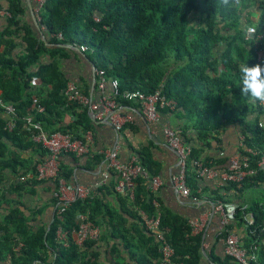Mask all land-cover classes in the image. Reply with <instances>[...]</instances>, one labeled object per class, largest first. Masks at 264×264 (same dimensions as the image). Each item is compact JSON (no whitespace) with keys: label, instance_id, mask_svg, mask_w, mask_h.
<instances>
[{"label":"trees","instance_id":"16d2710c","mask_svg":"<svg viewBox=\"0 0 264 264\" xmlns=\"http://www.w3.org/2000/svg\"><path fill=\"white\" fill-rule=\"evenodd\" d=\"M0 9L8 12L4 15L7 26L0 32V45L4 44L0 51V100L12 103L17 113L14 128L5 130V118L0 107L1 188L6 180L5 173L14 178L27 170L34 174L35 165L46 154L30 139L31 132L22 116L31 114L44 130L66 132L76 138L82 137L91 125L87 108L75 101H66L63 96L66 82L54 61L39 62L43 53L52 55L53 50L47 49L28 26H18L25 11L22 1L7 0V5ZM35 18L38 26H42L47 42L85 45L84 51L91 56L94 67L102 68L106 76L116 78L119 91L150 94L159 90L165 98L172 99V109L177 108L185 115L197 140L208 144V138L233 123L240 127L245 147L264 152V133L256 125L259 116L264 115V109L258 101L253 102L240 94L238 70L244 62L249 66L256 63L264 65V56L259 59L256 56L257 34H264V0H240L238 5L229 6H224L221 0H45ZM248 26L254 28V33L245 37ZM19 30L25 43L24 52L13 58L10 50L14 44L6 38ZM58 32L61 38L56 37ZM34 66L35 69L31 70ZM33 77L40 80L39 85L31 84ZM32 95L42 106L41 112L30 109ZM116 101L119 106L134 102L121 96ZM172 109L162 108L159 112ZM251 112H255V117L246 120ZM65 114L71 117L68 123L63 122ZM183 141L190 143L185 136ZM189 146L186 181L190 186L196 178L192 161L202 160L218 166L220 160L201 157V144ZM29 147L38 150L39 158L27 166L19 153ZM238 152L244 151L238 147ZM142 157V153L137 152V159L146 173L156 175L155 162ZM248 157L255 167L258 154H248ZM93 159L98 161L96 156ZM59 175L67 181L70 179L69 170L62 164L59 165ZM109 175L110 180L95 188L96 194L72 201L65 207L57 204L54 195L55 211L47 229L38 226L32 230L17 208L10 209L0 221V256L8 254L9 264H31L34 261L42 264H91L85 252L80 251L68 236L76 225L78 214H85L96 225L99 212L110 214L97 196L102 191L117 193L113 188L116 175L112 171ZM18 185L14 184V187ZM53 185L55 189V183ZM254 186L261 190L260 197L245 208L235 206L228 224L217 233L215 240L233 231L242 247L249 250L252 244L256 245L253 251L255 261L250 260L249 264H264V171L257 168L254 174L243 179L239 187L227 183L218 188L222 191L232 189L234 194L242 195ZM190 190L197 196L194 185ZM218 192L214 190L213 200L227 201ZM122 196L130 206L147 214L159 213V227L173 248L174 264H200L201 233L190 234L188 220L164 208L143 178L134 180L132 199L126 194ZM58 209H61L59 213ZM246 212L251 214L249 224L243 219ZM132 213L141 223L137 211L133 209ZM141 226L147 235V257L143 260L156 259L157 264L159 255L154 237L142 223ZM58 227L67 231L66 246L55 238ZM112 234L114 237L118 235ZM123 241L125 247L131 246L128 240L123 238ZM93 243V240H85L81 244L87 247ZM208 258L214 264H230L232 261L225 254L219 257L209 253Z\"/></svg>","mask_w":264,"mask_h":264},{"label":"crops","instance_id":"0c3cea01","mask_svg":"<svg viewBox=\"0 0 264 264\" xmlns=\"http://www.w3.org/2000/svg\"><path fill=\"white\" fill-rule=\"evenodd\" d=\"M21 1L25 11L19 18L18 26H28L47 49L53 50L52 55L43 53L39 62L49 63L54 61L58 72L66 83H73L91 101H96L99 92L95 84L94 65L91 56L85 51H80L75 44L47 42L42 26L36 27L33 24L26 0ZM6 5L7 0H0V8H4ZM30 5L33 9V0H30ZM6 26V17L0 14V32ZM6 40H11L14 44L10 50L13 58L24 52L25 43L22 40V31H17ZM3 49L4 44H1L0 51ZM33 69H35V66L31 67V70ZM39 83L40 80L36 78L33 85H39ZM31 98L36 101L35 96L32 95ZM134 102L130 105H118V111L129 116V121L125 122L118 132L103 118L93 117L94 119H91V114L88 111L91 126L87 130L92 135V143L89 146L90 154L82 156L63 154L59 158V165L62 164L66 170H69L70 182L93 185L99 180L100 174L104 170L103 151L109 149L114 143L119 145L117 157L121 161H127L131 156H137V152H141L143 159H150L155 162L156 176H158L161 184L153 193L160 204L172 214L186 220L198 216L202 218V227L198 232L201 233L202 238L200 264H214L209 261L208 254L213 253L219 257L224 254L222 239L215 240L219 216L213 212L214 200L212 196L214 190L219 191L223 198H226L225 205L233 206V208L237 205L245 208L249 202L257 197H254V192L246 197L244 196L245 191L242 195L234 194L232 189L222 191L213 180L207 178H195L194 181L192 180L193 183L190 182V186L194 185L195 187L196 199L192 200L190 197H183L178 194L170 182L171 175L178 169L177 157L174 150L164 142L160 128L162 124H167L179 132L182 140L184 136L187 137L188 142H190L188 145L191 144L197 147L201 144L200 156L219 159L221 163L219 162L218 167H223L227 165L228 157L238 152L241 136L240 127L233 123L227 124L217 134H213L212 137H215L216 140L212 137L208 138V146L201 140H197L190 122L182 112L177 111V108L169 112H159L156 122H147L142 118L138 106ZM254 117L255 112H251L246 120H253ZM259 118L264 121V115L259 116ZM70 120L69 115L65 114L63 116L64 123H68ZM19 155L26 160L27 166L34 164L39 158L38 150L31 147L21 151ZM94 156L98 157V161H94ZM5 175L6 180L0 188V221L10 209L17 208L32 230H35L38 226L47 229L55 211V205L52 203L55 191L53 183L37 180L30 170L25 171L18 178H14L10 173H5ZM108 179L110 180V177ZM18 183L19 185L14 187V184ZM97 186L99 185H96L95 188ZM93 193L96 194L95 189ZM97 196L110 214L99 212L97 216L99 236L96 240H93V244L87 247L82 244L78 245V249L84 251L88 256L89 262L91 264L94 262L96 264H156V259L143 260V257H147L145 252L147 235L143 232L141 223L132 213L134 208L130 206L128 201L123 199L122 194L102 191ZM112 232L118 235L114 237ZM68 238L74 241L75 235L70 233ZM123 238L128 240L131 246L125 247ZM134 247H137V249ZM129 250L133 253H130ZM9 263L8 254L0 256V264ZM31 264L42 263L34 261Z\"/></svg>","mask_w":264,"mask_h":264},{"label":"built area","instance_id":"2783aa9c","mask_svg":"<svg viewBox=\"0 0 264 264\" xmlns=\"http://www.w3.org/2000/svg\"><path fill=\"white\" fill-rule=\"evenodd\" d=\"M33 13L37 16L45 0H33ZM0 14L8 15V12L0 9ZM254 28L248 26L246 28L245 37L252 35ZM57 38H61V34L56 33ZM257 59L264 56V34H257ZM80 51L86 49L85 45L77 46ZM94 76L96 88L99 92V97L96 101H91L85 94L81 93L78 88L70 82L65 83L62 90L66 101H75L78 104L85 106L89 113L96 118H103L112 128L118 132L123 124L129 121V116L121 114L118 111L117 97L121 96L128 100H133L137 103L138 110L142 118L147 122H156L159 117V109L174 107L172 99L165 98L159 90H155L150 94H144L139 91H119L118 81L114 77L106 76L102 68L94 67ZM36 78L31 79L34 84ZM259 105L264 109V103L259 102ZM0 107L4 114L3 129L12 130L15 126L17 113L12 103H4L0 100ZM30 109L35 112H41L42 106L36 103L34 98H31ZM26 123L27 129L31 132L30 139L40 145L46 152L45 156L35 165L34 176L37 180L51 181L55 183L54 195L57 199V204L65 207L70 202L77 199H84L91 196L94 192L95 186L103 184L109 178L110 171L114 172L115 183L114 190L117 193L126 194L129 199H132L134 180L138 177L144 179L148 189L153 193L160 186L161 182L156 175L149 176L144 168L140 165L137 156H131L127 161H121L117 157L119 145L114 143L109 149L103 151L104 170L100 174V178L93 185H83L79 183H72L67 181L59 175V158L61 154H72L74 156L89 155V146L92 143L91 132L84 131L82 137L76 138L71 134L60 131H46L42 128L39 121L33 120L31 114H26L21 117ZM257 127L264 133V121L258 120ZM161 134L164 142L174 150L177 157L178 169L171 175L170 182L173 189L183 197H190L192 200L196 199L187 185V165L188 156L190 154V146L185 143L179 132L167 124L161 125ZM241 135L239 138V147L244 151L237 152L228 157V163L225 167H218L209 165L202 160H194V175L196 178H207L213 180L217 186H223L227 183H232L239 187L246 176L255 173L256 169L264 171V152L245 147L242 144ZM250 155L258 154V159L255 162V167L250 163L248 157ZM155 205L156 202L152 201ZM232 207V208H230ZM138 214V217L144 229L152 234L156 242V251L158 252L157 264H174L172 261L173 248L167 240L164 231L159 227V213L147 214L141 209L133 207ZM233 206H227L220 200H215L213 205V212L219 216V223L217 226V233L220 232L233 213ZM61 209H58L60 211ZM59 213V212H58ZM243 219L246 224L251 223V214L246 212L243 214ZM190 227V234H196L201 230L202 218L194 217L188 220ZM75 235L74 243L81 245L85 240H96L99 236V227L92 221L87 219L85 214H78L76 218V225L69 234ZM55 238L61 245H67V231L58 227L55 231ZM223 253L232 259L230 264H249V261H255L253 251L256 248L255 244L246 249L241 246L237 233L227 232L222 238Z\"/></svg>","mask_w":264,"mask_h":264},{"label":"clouds","instance_id":"9594fccd","mask_svg":"<svg viewBox=\"0 0 264 264\" xmlns=\"http://www.w3.org/2000/svg\"><path fill=\"white\" fill-rule=\"evenodd\" d=\"M224 6L238 5L240 0H221ZM251 36V35H249ZM240 94L253 102L264 103V65L260 63L249 66L246 62L239 65Z\"/></svg>","mask_w":264,"mask_h":264},{"label":"rangeland","instance_id":"374dc122","mask_svg":"<svg viewBox=\"0 0 264 264\" xmlns=\"http://www.w3.org/2000/svg\"><path fill=\"white\" fill-rule=\"evenodd\" d=\"M253 192L255 193L254 197H260L261 190L258 187H251V188L246 189L244 196L248 197V196H250V193H253Z\"/></svg>","mask_w":264,"mask_h":264},{"label":"water","instance_id":"95a60500","mask_svg":"<svg viewBox=\"0 0 264 264\" xmlns=\"http://www.w3.org/2000/svg\"><path fill=\"white\" fill-rule=\"evenodd\" d=\"M26 4H27L28 10H29V12H30V15H31V18H32L33 24H34L36 27H38L37 20L35 19V15H34V13H33V11H32L31 5H30V0H26ZM90 118H91V119H94L92 115H90ZM230 208H232V207H230Z\"/></svg>","mask_w":264,"mask_h":264}]
</instances>
